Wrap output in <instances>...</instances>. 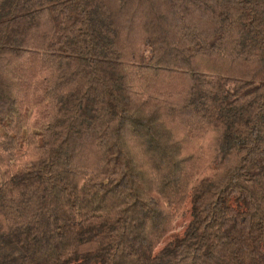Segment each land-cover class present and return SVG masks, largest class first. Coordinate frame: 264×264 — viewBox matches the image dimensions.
<instances>
[{
	"label": "trees",
	"instance_id": "1",
	"mask_svg": "<svg viewBox=\"0 0 264 264\" xmlns=\"http://www.w3.org/2000/svg\"><path fill=\"white\" fill-rule=\"evenodd\" d=\"M0 264H264V0H0Z\"/></svg>",
	"mask_w": 264,
	"mask_h": 264
}]
</instances>
